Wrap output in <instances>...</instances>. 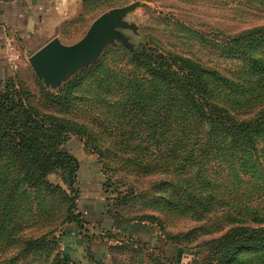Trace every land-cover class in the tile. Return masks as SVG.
<instances>
[{"label":"rangeland","instance_id":"1","mask_svg":"<svg viewBox=\"0 0 264 264\" xmlns=\"http://www.w3.org/2000/svg\"><path fill=\"white\" fill-rule=\"evenodd\" d=\"M82 8L73 25L63 28L65 44L77 43L93 23L122 9L126 12L119 17L120 26L113 29L117 39L51 85L31 68L30 56L18 53L9 79L41 114L78 128L80 136L70 134L63 150L80 165L73 211L80 216V228L66 223L65 210L73 195L62 173H50L45 178L49 190L18 198L17 219L6 221L12 234L0 242V264H197L205 255L200 244L227 228L225 223L220 229L213 224L217 216L235 213L233 203L240 202L245 215L252 207L264 212V148L259 158L255 156L259 164H254L255 152L246 146L231 155L210 150L199 162L198 180L191 183L181 171H171L173 160L165 164L154 160L171 141L158 148L139 144L129 130L116 126L111 118L117 107L98 99L102 87L91 82L102 78L110 66L105 60L112 56L111 49L136 51L151 37L170 52L209 62L245 86L249 57L264 53V0H82ZM71 83L69 104L57 102ZM247 100L244 91L241 103L230 110L238 121L262 113L264 94ZM174 154L181 156L179 149ZM16 165L0 155V169ZM2 176L8 183L18 179L16 171L3 174L1 169ZM191 191L208 198L205 207L211 211L202 220L191 218L182 207ZM41 236L45 242L40 248L23 251L28 241Z\"/></svg>","mask_w":264,"mask_h":264},{"label":"trees","instance_id":"2","mask_svg":"<svg viewBox=\"0 0 264 264\" xmlns=\"http://www.w3.org/2000/svg\"><path fill=\"white\" fill-rule=\"evenodd\" d=\"M109 54L112 56L105 62L110 66L102 78H94L91 84L102 87L98 99L117 107L116 116L111 119L116 126L129 130L139 144L150 143V147L158 148L162 142L171 141L170 148L159 154L160 159L154 157L156 164L173 160L171 171H181L192 183L198 180L199 162L210 150L219 151H214L216 155H231L246 146L255 152L254 156L248 152L249 158L261 156L264 108L260 116L248 121H238L230 110L241 103L244 91L245 102L253 95L259 98L264 94L263 52L249 57L245 86L242 80L227 77L209 62L170 52L151 37L136 51L122 47L111 49ZM72 88V83L65 86L55 100L69 104ZM26 99L10 80L0 90V155L17 162L16 168L1 169L3 174H18L11 183L4 180V175L0 177V242L12 234L6 221L17 219L18 198L30 191L49 190L45 178L56 171L62 173L63 182L73 195L65 210L66 223L80 228V216L73 214L77 196L74 185L80 165L63 150L70 134L80 136L78 128L41 114ZM219 105H227L228 109ZM178 149L181 156L174 154ZM254 164L259 163L255 160ZM207 199L201 192L191 191L185 202L179 203L191 218L202 220L211 211L205 207ZM239 205L240 202L233 203L235 213L216 217L215 229L223 223L227 228L200 244L205 247V255L197 264H264V212L252 207V212L245 215ZM44 240L42 236L31 239L23 251L40 248Z\"/></svg>","mask_w":264,"mask_h":264},{"label":"crops","instance_id":"3","mask_svg":"<svg viewBox=\"0 0 264 264\" xmlns=\"http://www.w3.org/2000/svg\"><path fill=\"white\" fill-rule=\"evenodd\" d=\"M82 11V0H0V84L12 75L4 51L7 39L21 57L32 56L53 39L69 46L62 40L63 28Z\"/></svg>","mask_w":264,"mask_h":264},{"label":"water","instance_id":"4","mask_svg":"<svg viewBox=\"0 0 264 264\" xmlns=\"http://www.w3.org/2000/svg\"><path fill=\"white\" fill-rule=\"evenodd\" d=\"M126 10L115 9L107 17L93 23L77 43L64 46L57 39L51 40L29 58L34 72L45 85H51L61 78L65 71L73 73L77 65L93 57L96 50H103L117 36L113 31L120 26L119 17Z\"/></svg>","mask_w":264,"mask_h":264},{"label":"built area","instance_id":"5","mask_svg":"<svg viewBox=\"0 0 264 264\" xmlns=\"http://www.w3.org/2000/svg\"><path fill=\"white\" fill-rule=\"evenodd\" d=\"M15 42L12 39H7L4 43V51L7 61L9 62L12 69H15L16 49Z\"/></svg>","mask_w":264,"mask_h":264}]
</instances>
